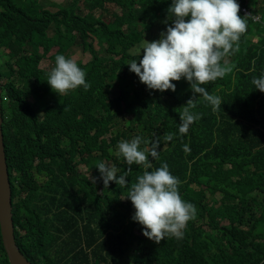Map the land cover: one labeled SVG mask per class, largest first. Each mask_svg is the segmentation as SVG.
I'll use <instances>...</instances> for the list:
<instances>
[{"label": "trees", "instance_id": "trees-1", "mask_svg": "<svg viewBox=\"0 0 264 264\" xmlns=\"http://www.w3.org/2000/svg\"><path fill=\"white\" fill-rule=\"evenodd\" d=\"M171 2L0 0L1 114L12 219L16 244L34 264H264V230L258 231L264 224V92L252 83L264 74V0H237L262 18H246L238 41L244 56L235 63L250 70L237 102L256 122L232 120L219 111L222 105L216 111L196 105L191 111L199 118L186 134L179 132L186 103L179 93L189 83L182 78L173 81L175 91L148 89L126 64L138 58L135 50L144 39L166 31ZM256 36L260 40L253 43ZM85 53L89 59L83 61ZM58 54L75 57L88 90L58 96L51 89L47 72ZM44 57L52 60L50 68L41 67ZM35 104L42 105V119ZM136 136L145 141L141 149L159 141L148 170L167 163L182 199L195 205V219L180 239L157 244L145 237L132 219L130 199H123L144 169L115 152L118 142ZM102 161L114 164L117 176L128 172L127 187L92 183L85 174H100L95 166ZM1 239L0 264H10Z\"/></svg>", "mask_w": 264, "mask_h": 264}, {"label": "clouds", "instance_id": "clouds-1", "mask_svg": "<svg viewBox=\"0 0 264 264\" xmlns=\"http://www.w3.org/2000/svg\"><path fill=\"white\" fill-rule=\"evenodd\" d=\"M250 15V10L240 6L237 0H172L164 21L166 31L160 33L159 39H144L134 54L138 58L126 63L148 89L175 91L173 81L182 78L189 83L179 93L186 101L179 113L180 134H186L189 126L199 118V113L191 111L196 105L212 111L222 105L219 111L231 116L232 120L241 118L251 125L256 122L248 118L247 105L237 102L250 72L235 64L237 59L244 56L240 54L244 49L243 43L238 41L247 30L246 18ZM253 19L259 23L262 21L260 14ZM257 41L256 36L253 43ZM46 81L58 96L80 87L88 90L91 86L86 81V72L78 66L77 61L62 54L56 55L55 65L48 70ZM252 83L256 89L264 92V74L254 77ZM224 106L227 108L224 109ZM240 106L245 109L240 111ZM172 107L175 111V104ZM171 138L165 137L167 140ZM142 143L145 141L140 136L118 142L115 155L123 157L129 166L135 164L144 169L123 199H130L135 209L132 219L142 226L145 237L157 244L166 237L180 239L188 221L195 219V205L182 199L178 188L180 181L171 174L167 163L152 171L148 170L152 168L149 157L158 158L159 141H152L151 147L144 149L140 148ZM95 167L100 174L96 172L97 175L93 177L89 171V175H86L93 184L97 179H102L104 188H108L110 181H115L120 187H127L128 172L117 176L118 169L108 162H99ZM61 193L60 189L54 198L60 197ZM11 200L12 194V214ZM6 256L10 263L7 253Z\"/></svg>", "mask_w": 264, "mask_h": 264}, {"label": "water", "instance_id": "water-1", "mask_svg": "<svg viewBox=\"0 0 264 264\" xmlns=\"http://www.w3.org/2000/svg\"><path fill=\"white\" fill-rule=\"evenodd\" d=\"M1 92L0 84V233L10 264H32L19 251L14 239V224L10 205L11 190L2 131Z\"/></svg>", "mask_w": 264, "mask_h": 264}, {"label": "rangeland", "instance_id": "rangeland-1", "mask_svg": "<svg viewBox=\"0 0 264 264\" xmlns=\"http://www.w3.org/2000/svg\"><path fill=\"white\" fill-rule=\"evenodd\" d=\"M43 3H44V1H43ZM264 15V14H263ZM256 18V17H255ZM256 19H258V18H256ZM263 19H264V16H263ZM49 33H51V30H49ZM257 39L258 40H260V37L258 36L257 37ZM80 42V40H77L76 39V41H75V44H77V43H79ZM12 51V54L13 55H18V50H16L15 49V47H14V49L13 50H11ZM138 50H135V53L137 52ZM75 56H77V53L76 54H74ZM84 58H83V61H86V60H88L89 59V54L88 53H85L84 54ZM45 57H47V56H45ZM44 57V60H42L41 61V67L42 68H50L51 66V64H52V60L50 59V58H45ZM72 58H75L74 56H72ZM77 64H79V62H77ZM34 109H35V111L38 113V118L39 119H42V105L41 104H35L34 105ZM103 162V161H102ZM105 162V161H104ZM84 171H86L85 169H83L82 170V172H84ZM90 173H91V176H93V177H95L97 174H96V171H90ZM85 175H89V171H87L86 172V174ZM261 230H264V224H260L259 226H258V231H261Z\"/></svg>", "mask_w": 264, "mask_h": 264}]
</instances>
